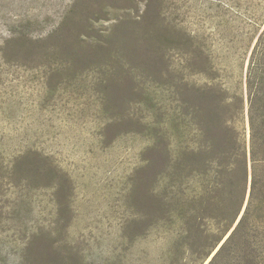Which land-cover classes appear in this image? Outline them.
<instances>
[{"label":"rangeland","instance_id":"rangeland-1","mask_svg":"<svg viewBox=\"0 0 264 264\" xmlns=\"http://www.w3.org/2000/svg\"><path fill=\"white\" fill-rule=\"evenodd\" d=\"M263 31L264 0H0V264H208L220 244L173 246L167 152L178 139L176 211L198 205L186 146L201 123L248 145ZM228 178L226 218L244 187Z\"/></svg>","mask_w":264,"mask_h":264},{"label":"trees","instance_id":"trees-1","mask_svg":"<svg viewBox=\"0 0 264 264\" xmlns=\"http://www.w3.org/2000/svg\"><path fill=\"white\" fill-rule=\"evenodd\" d=\"M245 91L248 145L245 138L242 140L237 134L225 140H221L215 133L207 135L206 123H201L197 128L200 139L186 146V152L189 150V153H193V167L189 168L186 176H194L198 179L199 186L206 189L198 194L197 197L201 199L198 205H183V210L176 211L179 204L175 201V186H178L177 179L184 152L180 151L178 139L174 137L170 143L171 150L167 152L169 162L163 175L167 181L166 186L170 189L167 194L170 204L167 213L169 219L177 217V213L181 215L178 220L180 230L175 234L173 246L181 247L190 254L197 253L201 248V257L206 260L220 244L208 264H264V31L258 36L249 57L245 73ZM213 113L216 114V109ZM177 117V111L174 109L170 120L171 135L175 134L180 126ZM213 119L217 122L214 125L219 126L217 114ZM203 134L205 136H202ZM228 176L235 186L240 177L244 187L239 203L226 218L217 212L219 206L214 201L222 197L223 188L215 190L214 186H224V178ZM248 185L246 206L237 221ZM207 186L213 188L207 189ZM213 201L217 204L216 211H213L210 205ZM205 211L207 213H204ZM210 229L211 233L205 236L207 243L201 246L199 241L202 235L199 234L203 231L210 232Z\"/></svg>","mask_w":264,"mask_h":264},{"label":"water","instance_id":"water-1","mask_svg":"<svg viewBox=\"0 0 264 264\" xmlns=\"http://www.w3.org/2000/svg\"><path fill=\"white\" fill-rule=\"evenodd\" d=\"M238 219H239V217H238Z\"/></svg>","mask_w":264,"mask_h":264}]
</instances>
